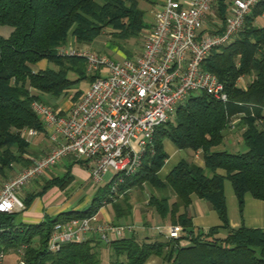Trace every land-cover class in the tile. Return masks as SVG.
I'll list each match as a JSON object with an SVG mask.
<instances>
[{
	"label": "trees",
	"instance_id": "1",
	"mask_svg": "<svg viewBox=\"0 0 264 264\" xmlns=\"http://www.w3.org/2000/svg\"><path fill=\"white\" fill-rule=\"evenodd\" d=\"M224 9L225 4L219 2L217 16L222 27ZM262 13L264 0H259L244 16L237 33L212 48L200 64L202 71L221 84L225 101L214 100L203 92L188 93L174 106L172 116L154 128L134 173L121 174L119 184H114L117 176L112 174L106 183L94 188L84 208L52 217L44 215L34 223L16 221L34 198L53 187L63 190L72 182L70 168L83 166V162L66 159L62 174L44 180L37 192L21 201V211L0 214V250L15 253L23 247L18 259L24 264H99V243L109 250L106 264H144L151 257L161 264H264V230L230 228L222 191L227 181L238 215L245 194L264 201V25L254 24ZM0 27L9 28L6 37L0 36V177L5 178L12 164L27 166L24 131L43 132L31 104L56 109V102L75 84L89 83L97 77L94 74L86 78L84 60L62 56L58 49L68 46L69 38L77 45L90 44L106 28L117 40L136 39L145 25L134 0H0ZM40 61L52 68L32 71L30 66ZM68 73L75 79L69 80ZM241 77L249 79L244 87L237 85ZM44 95L48 101L40 97ZM79 95L80 91H74L70 101ZM233 128L239 131L245 150H214ZM164 140L176 150L197 154L201 165L181 159L160 180L157 173L167 159L162 148ZM145 184L169 192L170 197L150 195L146 208L169 225L179 226L176 238L157 233L136 239L123 234L105 243L89 235L80 242L48 250L49 235L58 222L94 216L109 205L113 212L111 224L118 225L117 219L130 211L128 194H140ZM191 196L208 203L218 219L217 226L205 231L192 227L188 214ZM220 230L225 232L223 237L217 236Z\"/></svg>",
	"mask_w": 264,
	"mask_h": 264
},
{
	"label": "built area",
	"instance_id": "2",
	"mask_svg": "<svg viewBox=\"0 0 264 264\" xmlns=\"http://www.w3.org/2000/svg\"><path fill=\"white\" fill-rule=\"evenodd\" d=\"M152 22L141 33L140 53L134 58L112 61L87 50L70 46L58 49L62 56L80 57L85 71L96 74L65 111L32 103L31 110L41 121L50 144L41 156H28L27 166L0 186V214L23 209L18 192L60 161L83 162L87 178L98 187L107 173L117 176L134 173L139 156L149 144L155 127L172 116L173 108L191 92H203L225 101L221 84L200 64L208 52L229 41L240 29L243 18L259 0H232L230 15L218 34H200L203 17L213 0H159ZM34 130L24 131L26 137ZM197 158V154L194 155ZM133 229L129 225L99 223L95 215L56 223L47 248L80 242L87 235L102 242L121 237ZM176 238L180 228L169 225L153 229ZM22 248L16 250L18 256ZM4 252L0 250V264ZM15 264H24L18 259Z\"/></svg>",
	"mask_w": 264,
	"mask_h": 264
},
{
	"label": "crops",
	"instance_id": "3",
	"mask_svg": "<svg viewBox=\"0 0 264 264\" xmlns=\"http://www.w3.org/2000/svg\"><path fill=\"white\" fill-rule=\"evenodd\" d=\"M121 1H125V0H121ZM134 1L136 3L137 8L142 12V22L145 25V28H148L152 22L153 13L158 8L160 1L159 0H134ZM176 1L179 2L180 4H185L188 0H176ZM231 1L232 0H213L212 1L209 9L204 14L203 28L200 31V34H202V35L214 34V33H217L220 31V29L222 27V22H221L220 18L217 16V6H219V2H223L225 4L224 13H225V18H227L230 15ZM254 24L257 26L264 25V13H262L259 17L255 18ZM143 30H142V32H143ZM141 33H140V35H141ZM67 44L71 45V46L76 45V47H77V44L73 43V41H71V40L68 41ZM105 46H110V44L105 43ZM81 47L83 50H84V48L86 49V46H81ZM140 49H141V42L139 44V47H137L136 51H134L131 55L126 53L124 55L123 59L124 58H134L136 55H138L140 53ZM89 52H92V53H95V54H98L101 56L103 55L99 51L89 50ZM119 60H117V61H119ZM41 66H42V68H44L43 67L44 64H41ZM248 80H249L248 77H241L238 80L237 85L240 87H244ZM85 87H86V85L84 86L83 89H85ZM43 99L46 100L47 96L44 95ZM46 101H48V100H46ZM49 102H50V104L52 103L51 101H49ZM69 104H70V102H68L66 105L64 102L57 101L56 102V106H57L56 109L65 111L68 108ZM238 132L239 131H237L236 128H233L232 130H229L226 132L224 139L228 140V142H227V143H229L228 145L232 146V139L236 135L240 134ZM23 137L28 143V146H27V149H26L24 156L27 155V156L38 157V156H41L44 153H46L50 148V144H49L47 137H46L44 132L36 133L33 136H29V138L26 137L25 135H23ZM167 149L170 151L171 150L170 146H167ZM169 151L165 152L167 155V159L165 160L163 166L161 167V169L157 173V176L160 180H162L164 178V176L168 173V171L171 169V167L176 162L181 160V157H176V161L174 163H172V165H168V164L166 165V162L169 160L170 155L178 153L179 150L172 148V150L170 151L171 153ZM185 155L194 164L199 165V166L201 165V160L199 159V156H198V158L194 159L193 158L194 156H192L193 154H191V152H188ZM67 164H68V161L66 159L62 160L56 166L48 169L44 173H50V171H52L53 169L60 168V171L62 174L63 169L65 168V166ZM22 167L23 166L20 163L19 164H12L10 169L6 173V177L5 178L0 177V186L4 182V180L16 175L21 170ZM162 172H163V175H161ZM70 174L72 175L73 180L65 189L58 190L56 188H51L46 193H44L41 197L34 198L27 205V207L18 214L16 221H20L22 223H34V222H38V221L42 220L44 215L52 217V216H54L60 212H64L62 210L67 211L70 209H79L82 205H77V206L73 207V205L69 204L68 200H70L71 197L69 198L68 196L65 195L66 189L68 187L75 186V185L77 187L79 186L78 187L79 189L77 192H75V195L78 193L79 195L84 196V198L86 199L87 197H89L92 194V192L94 190V186H92L93 188L92 187L89 188L88 183L90 181L88 180L87 172L82 165L81 166L73 165L70 168ZM43 175H45V174H42L40 176V178H36L35 180H33L32 182L27 184L25 187H23L18 192V197L22 202L24 200H26V198L29 196V194H32V193L37 192L39 190L38 181L41 179V177ZM43 181L44 180H42V182ZM90 184H91V182H90ZM30 185L35 186L34 191L27 190V187H29ZM83 190H85V191H83ZM162 191H163V193L159 194L157 197H163V196L170 197L169 192L167 190H162ZM222 191H223V196H224V200H225L228 226L230 228L235 229L239 226H243L246 228H257V229L264 230V201L254 200L249 195L245 194L243 196V205H242L241 213H240V215H238L235 197L233 196V193L231 191L230 186H225V184H223L222 185ZM149 196L140 197L139 194H138V196H136L135 193H133V192H130L128 194V197H129L128 203H129L130 209L132 206L135 207L138 205V207L141 208L140 214L142 216H141V220L139 223L140 225H136V223H133L134 225H136V230L133 229L132 233L125 234V235H134V237H136V239L153 237L155 235L153 233L154 228L149 227L145 223V221H144L145 215H148L149 219L151 220V223H153L154 225L156 223V219H158L161 223L160 224L161 228H159L160 230H163L165 227L169 226V223L166 219L158 218L155 214H153L154 212L152 213V212H150L151 210L146 208L147 198ZM66 198H69V199L66 200ZM171 200H172V198H170V201ZM188 214H189V217L191 220L192 227L195 229L205 231L207 228L212 227V226H217L219 224L215 213L211 210L208 203H206L203 200L197 199L194 196L190 197ZM95 218L99 223H105V222L112 223L113 222V212L111 215L110 213L107 212L106 207H103L97 211ZM220 231H222V230H220ZM138 233L141 235L138 236ZM89 237H90L89 235L86 236V238H89ZM154 259H156L155 261H157V262H155V264H161L160 260L158 258H154V257L149 258L144 264H148L149 262H152ZM9 264H11V263H9Z\"/></svg>",
	"mask_w": 264,
	"mask_h": 264
},
{
	"label": "rangeland",
	"instance_id": "4",
	"mask_svg": "<svg viewBox=\"0 0 264 264\" xmlns=\"http://www.w3.org/2000/svg\"><path fill=\"white\" fill-rule=\"evenodd\" d=\"M8 32H9V28L0 27V36L6 37ZM109 33H110V29L106 28V29H104L101 32L100 35H98L96 38H94L91 41L90 44L77 45V47H76V45H74V46L68 45V46H70V47H72V48H74L76 50H81L82 49L81 46H86V49L84 48V50H87V51H89V50H91V51H99L101 54H103L102 56H104V57H106V58H108V59H110L112 61H117L120 58H121L120 60H122L126 53L131 55L134 51H136L137 47H139V44L141 42L140 35L136 39H128V40H125V41H121V40H117L116 38L111 36ZM70 40L72 41L71 38L68 39V41H70ZM105 43L110 44V46H105ZM41 64H44L43 67L47 66L49 68H52V65L46 64V62H44V61H40L39 63L30 66V68H31L32 71H36L37 69H41L42 68ZM91 75H92L91 72H89V73L86 72L85 73V77L86 78H88ZM67 78L69 80H74L75 79V75L72 74V73H68L67 74ZM87 84L88 83L86 81L78 82L77 84H75L72 87V89L67 91V93L61 98L60 102H64L67 105L68 102H71L70 101V97H71L72 93L74 91H76V90L82 91L84 86L87 85ZM40 97L43 99V96H40ZM262 126L264 127V120L262 121ZM227 142H228V140L227 139L225 140L224 137H223L222 143L219 146L215 147L214 150H216V151L224 150V151H227V152H242V151L245 150L244 146L242 145V143L240 141V135L239 134L236 135L235 137H233L232 146L228 145L229 143H227ZM167 146H170L171 150H172V148H174L169 141L164 140L162 142V148H163L164 152H168L169 151L167 149ZM186 153H188V151H178V153L170 155V158L166 162V165L167 164L168 165H172V163H174L176 161V157H181V159H187V157L185 155ZM46 171H44V172H46ZM43 174H45V175H43L41 177V179L38 181L39 187H40V185L42 183V180H46V179H48V178H50L52 176H60L61 175V171H60V168H55L52 171H50V173H43ZM161 175H163V172L161 173ZM110 176H111V173H107L104 176H102V178H101L102 183H106ZM38 178H40V176ZM223 184H225V186H229V183L227 181H224ZM88 185H89V188H91L93 186L92 184H90V182L88 183ZM78 187L76 185L68 187L66 189V191H65V195L68 196L69 198L71 197L70 200H68L70 205H73V207L77 206V205H82L79 208V209H81V208L86 207V205L88 204V202L90 200L91 195L89 197H87L86 199L84 198V196L79 195L78 193L75 195V192H77L78 189H79ZM53 188H56V187H53ZM34 189H35L34 185H30L29 187H27V190H29V191H34ZM83 191H85V190H83ZM133 193H135V195L138 196V192H133ZM161 193H163L162 189H155V188H152V187H150V186L145 184V185H143L142 191L140 192L139 196L140 197H144V196L153 195V196L157 197ZM69 198H66V200L69 199ZM105 207L107 209V212L112 215L111 207L109 205H107ZM140 210H141V208L138 207V205L135 206V207L132 206L130 211H129V214L127 216L120 217L119 219H117L118 225H129V226H132L134 230H136V225H140L139 223H140L141 216H142L140 214ZM62 211H66V210H62ZM150 212L153 213V211H150ZM144 219L143 220L145 221V223L149 227H151V228H157V227L161 228V225H160L161 223H160V221L158 219H156L155 225L153 223H151V220L149 219L148 215H145ZM133 223H136V225H134ZM153 233L157 235V232L153 231ZM140 235L141 234L138 233V236H140ZM224 235H225L224 231H219L217 233L218 237H223ZM97 250H98V261H99V264H106L107 261H108V255H109L108 248L103 243H99ZM18 257L19 256L16 253H14L12 251H6V252H4V255H3L4 264H9V263H11V264L14 263L15 264L16 261L18 260ZM154 258H156V257H154ZM155 260L156 259H154L152 262H149L148 264H155V262H157Z\"/></svg>",
	"mask_w": 264,
	"mask_h": 264
}]
</instances>
